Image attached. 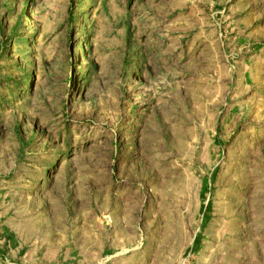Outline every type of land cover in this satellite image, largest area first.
<instances>
[{
	"label": "rangeland",
	"instance_id": "1",
	"mask_svg": "<svg viewBox=\"0 0 264 264\" xmlns=\"http://www.w3.org/2000/svg\"><path fill=\"white\" fill-rule=\"evenodd\" d=\"M179 262L264 264V0H0V264Z\"/></svg>",
	"mask_w": 264,
	"mask_h": 264
},
{
	"label": "bare ground",
	"instance_id": "2",
	"mask_svg": "<svg viewBox=\"0 0 264 264\" xmlns=\"http://www.w3.org/2000/svg\"><path fill=\"white\" fill-rule=\"evenodd\" d=\"M225 216H226L225 218L228 219V222L227 221H226V223L224 222L223 223V226H226V231L231 234V232L228 231V226H231L233 224V213H232V211L228 210L225 213ZM229 238H230V236H229ZM223 246L228 250L227 254L229 256H231V257L233 256V252L234 251L235 252H240L241 251L240 246L238 244L234 243L232 240L227 241ZM197 261L198 262H203V263H206L207 262L205 260V257L202 256V255L201 256H198ZM183 263L184 262H181V263L179 262V264H183Z\"/></svg>",
	"mask_w": 264,
	"mask_h": 264
}]
</instances>
